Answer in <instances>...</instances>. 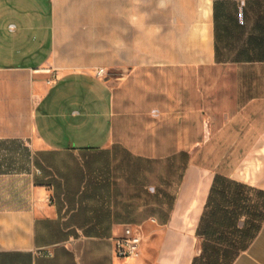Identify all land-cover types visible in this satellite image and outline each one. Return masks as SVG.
Returning a JSON list of instances; mask_svg holds the SVG:
<instances>
[{"label":"crops","instance_id":"0c3cea01","mask_svg":"<svg viewBox=\"0 0 264 264\" xmlns=\"http://www.w3.org/2000/svg\"><path fill=\"white\" fill-rule=\"evenodd\" d=\"M215 174L264 190V60L216 59L213 0H0V264H193Z\"/></svg>","mask_w":264,"mask_h":264},{"label":"trees","instance_id":"16d2710c","mask_svg":"<svg viewBox=\"0 0 264 264\" xmlns=\"http://www.w3.org/2000/svg\"><path fill=\"white\" fill-rule=\"evenodd\" d=\"M218 61L264 60V0H213ZM264 220V190L215 174L196 228L193 264H230Z\"/></svg>","mask_w":264,"mask_h":264},{"label":"built area","instance_id":"2783aa9c","mask_svg":"<svg viewBox=\"0 0 264 264\" xmlns=\"http://www.w3.org/2000/svg\"><path fill=\"white\" fill-rule=\"evenodd\" d=\"M105 73L104 68L100 67L95 74L101 76ZM142 241V236L137 226L126 225L122 233L113 240V252L116 257L129 258L137 257Z\"/></svg>","mask_w":264,"mask_h":264},{"label":"rangeland","instance_id":"374dc122","mask_svg":"<svg viewBox=\"0 0 264 264\" xmlns=\"http://www.w3.org/2000/svg\"><path fill=\"white\" fill-rule=\"evenodd\" d=\"M137 227L139 228V231H140V233H141V235H142V228L139 227V226H137Z\"/></svg>","mask_w":264,"mask_h":264}]
</instances>
